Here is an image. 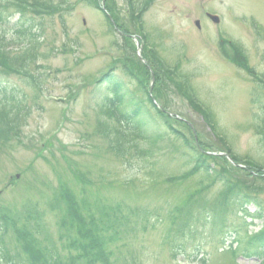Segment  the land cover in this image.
<instances>
[{
	"label": "rangeland",
	"instance_id": "rangeland-1",
	"mask_svg": "<svg viewBox=\"0 0 264 264\" xmlns=\"http://www.w3.org/2000/svg\"><path fill=\"white\" fill-rule=\"evenodd\" d=\"M38 1L54 7L53 15H28L43 30L39 37L18 32L21 17L12 9L9 25L0 31L11 58L22 56L25 45H30L29 71L35 80L0 71V103L13 109L19 105L22 110L19 139L0 143V224H7L0 248L9 254L21 250L17 232L32 231L40 243L67 254L64 247L74 233L61 224L68 208L62 200L65 189L73 194L82 215L102 223L98 229L105 236L110 264H262L259 257L244 259L235 242L237 233L243 242L261 230L262 220L245 219L235 207L234 212L223 213L214 228L215 222L203 221V213L219 210L226 198L222 185L208 181L201 171L194 172L193 154L182 141L167 135L150 154L146 141L132 146L130 136H116L113 122H106L108 130L99 127L104 116L98 103L108 86L95 82L112 65L118 66L122 56H131L128 65L148 91L152 86L150 74L141 71L136 61V41L129 51L122 49L121 34L96 8L100 0L93 4L90 0ZM106 2L116 14L119 9L124 27L133 31L135 22L127 18L130 3L146 9L137 35L145 32L147 46L163 59L165 70L176 67L178 82L192 94L190 101L185 99L171 83L173 93L161 91L157 102H169L175 114L172 127L208 156L230 151L241 162L255 158L264 163L255 130L264 114V91L235 58L243 56L249 67L264 73V0ZM209 14L219 16L220 22ZM162 130L168 129L162 124ZM210 162L220 171L235 168L230 157ZM235 174L246 180L242 171ZM117 209L115 218L112 211ZM180 209L193 213L192 233H177L185 218L181 215L173 223ZM255 210L248 208L250 213ZM30 213L41 219L40 234L28 224Z\"/></svg>",
	"mask_w": 264,
	"mask_h": 264
},
{
	"label": "trees",
	"instance_id": "trees-1",
	"mask_svg": "<svg viewBox=\"0 0 264 264\" xmlns=\"http://www.w3.org/2000/svg\"><path fill=\"white\" fill-rule=\"evenodd\" d=\"M0 3V31L4 30V25H9V10L12 9L14 13L18 14L21 18L19 19L20 29L19 33H27L30 35V38L39 37L43 30H38V25L34 22L33 18L29 17V14H35L39 16L43 15H53L54 7H48L47 5H40L38 0H1ZM84 2L86 0H83ZM93 1L90 0L93 4ZM110 5L106 2V8L111 13L113 18L118 24V17L115 9L109 8ZM96 8L99 9V6L96 4ZM131 24H134V31L138 34L141 30L138 28L142 26V14L137 8L131 4ZM64 12V11H63ZM61 13V12H59ZM109 21V19H107ZM109 25L110 21H109ZM120 29L126 33H132L130 30L125 29L124 25H119ZM136 27V28H135ZM5 31V30H4ZM38 31V32H37ZM40 31V32H39ZM135 35V34H134ZM142 38L147 41L144 37V32L140 33ZM4 37H0V71L1 73H14L17 76L27 77L31 82L34 83V77L31 76L29 67H30V57L31 47L30 45H25V49L22 50V56H16L15 58L10 56L7 45L4 43ZM123 46L122 49H130V44L133 43V40L130 37L122 36ZM29 41V40H28ZM6 45V46H5ZM134 45V43H133ZM35 49V47H34ZM143 56L148 60V64L155 71L156 83L153 88V93H155V100H160V94L163 89L168 91V94L173 93L169 87V83L172 84L174 89L176 88L181 95L187 100L190 101V95H188L187 90L184 85H181L176 79L178 69H175L174 72L165 70L160 63V60L154 52H149L148 49L144 48ZM127 50H125L127 52ZM134 50V49H133ZM34 51V50H33ZM32 51V53H33ZM129 51V50H128ZM135 51V50H134ZM131 56L124 55L122 60L119 62V67L121 68L117 73L118 66L112 65L104 75H102L98 81L95 82L97 86L99 83L106 84V95L98 103L99 105V114L104 116V121H99V127L103 130L104 127L109 129L106 125L107 121L113 122L114 133L119 137H127L132 146H137V142H147L149 145V153L153 154L155 152L154 147L158 140L166 139L167 135H174L176 140L182 141L187 152L193 154V165L194 172H202L208 181L214 180L219 185L223 187V195L225 200H223L220 205L219 210L206 211L203 213L205 216L204 220H209V223H214L213 228L218 225L219 220H221L223 213L234 212L235 207L245 215V217H252L253 220L259 219L263 221L264 226V163L258 162L255 158L250 159L246 158L242 162L238 159L237 154L227 152L230 157L233 158L234 162L243 163L244 168L239 169L235 166L231 170H216L215 167L211 164L210 160L218 158L219 161L225 160L224 157H213L203 154L202 151L191 143L187 139L186 135L181 134L178 130L176 131L171 123L170 119L173 121L174 118L169 117L166 113L160 111L155 103L151 101L148 88L145 82L139 77L134 75V72L131 70L132 65H128V60ZM237 64L241 67H244L247 71V74L252 77L255 84L264 91V73L258 74L255 69L248 66L247 60L237 54L235 56ZM20 60V61H18ZM138 61L139 68L141 71H145L146 74H150L147 67ZM129 81H125L124 77ZM131 81V82H130ZM30 84L29 86H32ZM36 85V84H35ZM34 85V86H35ZM4 94L5 99L7 98L6 90H1ZM12 100L15 98L12 96ZM194 104L196 100L192 99ZM165 105H162L164 109L169 110V102L165 100ZM191 103V102H190ZM253 103H256V100H253ZM191 103L192 107H195ZM22 110L19 109V105L13 109L12 107L7 106L6 104L0 103V143L11 142V140L19 139V122L22 116ZM261 123L255 126L257 135L259 136V141L261 142L262 148L264 150V114H262ZM162 124L166 132L162 130ZM161 127V130L153 129L152 126ZM212 128H215L213 123H210ZM125 130L126 133L122 130ZM215 132V130L213 129ZM217 133V132H216ZM202 145V143H201ZM206 149L210 147L204 145ZM145 151L142 152L144 154ZM264 162V157L262 158ZM240 171L245 174L246 180L241 181L240 177L235 173H240ZM62 200L67 204L68 208L66 211V216L63 218L62 225L63 227H68L69 230L72 228L74 236L69 235L70 239L67 242V248L64 250L67 251V254L62 255L56 247H48L43 243H40L37 237L32 235V231H20L17 232L18 237L21 241V250H16L13 254H9V251L5 252L4 249L0 248V264H110L109 256L106 253V244L105 236L101 235V230L99 226L102 223L96 224L93 222L92 218H89L85 214L80 213V208L78 203L75 201L73 194L67 192L63 189ZM249 207H254L255 212L250 213L248 211ZM206 208V207H204ZM181 210V209H180ZM178 210V214L174 216L173 223L178 222V218L184 215V222L181 227H179V232L177 233H192L194 225L191 219L193 213L185 212L182 213V210ZM106 211V210H105ZM107 212V211H106ZM113 216L116 218L120 211H112ZM105 213V212H104ZM103 213V214H104ZM211 213V214H209ZM213 213L215 216L213 217ZM107 214L110 216L111 212L108 211ZM237 215V212H235ZM28 220L29 225L34 226V231L40 234L42 227L39 226L41 219L37 218L33 213L29 214ZM5 222V221H4ZM12 227L17 229L16 224L11 222ZM247 224L246 221L244 225ZM7 224H0V240L1 237H4V234L7 233L4 230ZM71 231V230H70ZM237 232V231H236ZM248 232V231H247ZM248 239L243 242H239V237L241 235L237 233L235 242L238 243L240 252L245 259L257 258L262 259V264H264V227L262 230L257 232L254 235H247ZM173 250V249H172Z\"/></svg>",
	"mask_w": 264,
	"mask_h": 264
},
{
	"label": "water",
	"instance_id": "water-1",
	"mask_svg": "<svg viewBox=\"0 0 264 264\" xmlns=\"http://www.w3.org/2000/svg\"><path fill=\"white\" fill-rule=\"evenodd\" d=\"M110 19H111V17H110ZM211 19L213 20V21H215L216 23H218L219 22V19H218V17H216V16H214V17H211ZM112 20V19H111ZM199 23H197V25H198ZM138 48L140 49V46H139V44H138Z\"/></svg>",
	"mask_w": 264,
	"mask_h": 264
}]
</instances>
